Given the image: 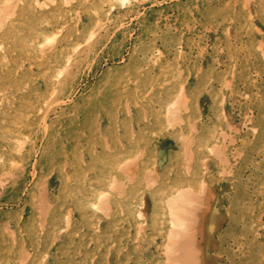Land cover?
Segmentation results:
<instances>
[{
  "label": "rangeland",
  "instance_id": "rangeland-1",
  "mask_svg": "<svg viewBox=\"0 0 264 264\" xmlns=\"http://www.w3.org/2000/svg\"><path fill=\"white\" fill-rule=\"evenodd\" d=\"M39 2L27 100L0 55V264H202L206 204L213 264H264V0Z\"/></svg>",
  "mask_w": 264,
  "mask_h": 264
},
{
  "label": "bare ground",
  "instance_id": "bare-ground-1",
  "mask_svg": "<svg viewBox=\"0 0 264 264\" xmlns=\"http://www.w3.org/2000/svg\"><path fill=\"white\" fill-rule=\"evenodd\" d=\"M40 0H0V6L3 5V7H0V55L2 56V58H4V60L7 61V63H13V64H18V62H20L22 65H19L21 66L19 68V66H16V68H19V69H22V72L20 71H15L14 73V76H12L11 74H9V77L7 78V80H11V84H10V87L12 89V91L14 92L13 93V96H15L14 94L17 93L18 95L21 93V98L25 99L26 97V94H27V72H26V68H25V60H24V56L22 57L20 55L19 52H17L13 47L15 45H17V41L21 38H23L24 36H26V32H25V26L26 25H23L28 23V13L29 12H32L33 11V7L32 6H39L40 7V13L42 12H45L44 11V8L43 6L41 7V3L39 2ZM54 2H56V0H52ZM68 1L70 2V0H67V3ZM122 2H126V0H122ZM40 4V5H39ZM45 5V4H44ZM32 7V8H31ZM62 9V8H61ZM57 10V8H56ZM66 10V9H64ZM87 10V9H86ZM88 11V10H87ZM64 12V11H63ZM138 15V14H137ZM32 17V16H31ZM30 17V19H31ZM86 17V16H85ZM90 18V17H88ZM89 22V20H88ZM90 23V22H89ZM87 25V24H86ZM84 25V26H86ZM74 26V24H73ZM31 28V27H30ZM84 28V27H83ZM90 28V27H89ZM82 29V28H81ZM85 29V28H84ZM84 30H82L81 32H83ZM93 31V30H92ZM88 33V32H87ZM76 35V34H75ZM87 35V34H86ZM20 37V38H18ZM47 37V36H46ZM45 37V38H46ZM77 38V37H76ZM56 39V38H54ZM79 41V40H78ZM21 41H18V44L20 43ZM55 43V42H54ZM49 44L47 45V47H50V49L52 48L53 44ZM43 46V44H42ZM39 47V46H38ZM75 48V47H74ZM79 47H76L75 49L78 50ZM15 51H14V50ZM18 59H20V61H18ZM22 59V60H21ZM33 62V61H32ZM31 63V62H30ZM38 66V65H37ZM12 67V66H11ZM1 68V67H0ZM8 68V67H7ZM65 68V67H64ZM3 72V71H2ZM43 72V71H42ZM45 72V71H44ZM65 73L66 71H63V69L58 72V74L55 75L54 79H53V82H54V85H55V92L57 93H61L63 94L65 91H67V79L65 77ZM42 74V73H41ZM3 74L0 73V79L2 78V81H3ZM29 75V74H28ZM105 75H107V70L104 71L103 75L101 76L104 77ZM35 76V75H33ZM44 76V75H43ZM106 77V76H105ZM100 79V78H99ZM103 79V78H102ZM102 79H100L102 81ZM104 80V79H103ZM10 82V81H9ZM32 82V81H31ZM45 83V82H44ZM51 83V82H50ZM108 86L107 88L104 90V94H100V98H99V101L101 99H105V103H107L110 99L108 96H105V93L109 94L110 90L112 91L114 89V94L117 93L118 91V88H119V85H120V82H117L116 84L112 83L111 81L108 82ZM123 84V83H122ZM4 85V84H3ZM34 85V84H33ZM31 86V85H30ZM101 87V86H100ZM2 88V87H1ZM99 88V87H98ZM36 90V89H35ZM93 90V89H92ZM103 90V89H102ZM184 91L185 90H182L181 95L183 96L184 95ZM38 92V91H37ZM49 92V91H48ZM71 90L68 91V94H70ZM40 93V92H39ZM47 93V92H45ZM95 93V92H94ZM12 94V93H11ZM37 94V93H36ZM34 97H37V96ZM66 94V93H65ZM68 94L66 96H68ZM77 94V93H76ZM123 94V93H122ZM17 95V96H18ZM41 96V95H40ZM51 97V96H50ZM53 97V96H52ZM71 97V96H70ZM90 97V96H89ZM69 98V97H68ZM33 99V98H32ZM98 99V98H97ZM27 100V99H25ZM52 100V99H51ZM78 100V99H77ZM56 101V100H55ZM74 101V100H73ZM93 101V99L91 100ZM118 102V100H117ZM22 103V102H21ZM92 103L94 104V101L89 103L88 107L89 108H93L95 105H92ZM18 104V103H17ZM25 104V103H24ZM86 104V103H85ZM83 104V105H85ZM96 105H99V104H96ZM120 105V104H119ZM19 106V105H17ZM100 106V105H99ZM25 107V106H24ZM116 107V106H115ZM117 109V108H116ZM74 113V112H73ZM64 119V118H63ZM61 122V121H60ZM65 122V121H64ZM60 124V123H59ZM63 124V123H62ZM63 126V125H62ZM76 126V125H75ZM59 130V129H58ZM50 132V131H49ZM54 132V131H53ZM47 133V132H46ZM51 136V135H50ZM54 136V135H53ZM51 138V137H50ZM53 141V140H52ZM45 149V148H44ZM48 150V149H47ZM50 153V152H49ZM158 153V152H157ZM158 156V154H157ZM190 158V157H189ZM44 162V161H43ZM41 165V164H40ZM12 167V166H11ZM187 173V172H186ZM132 177V176H131ZM148 177V176H147ZM150 182V181H149ZM204 182V181H203ZM114 183V182H113ZM122 184V183H121ZM223 184V183H222ZM221 184V185H222ZM123 185V184H122ZM232 186V185H231ZM214 188V187H213ZM225 188V187H223ZM179 189V188H178ZM181 190H179L175 195L171 196L170 199H174L176 201L178 200H186L189 196V193L190 191H186L185 189H182L180 188ZM189 189V188H188ZM202 189V187H201ZM215 189V188H214ZM200 191V190H199ZM227 191V190H226ZM198 192V191H197ZM215 192V191H214ZM188 193V195H186ZM192 193V192H191ZM219 193V192H217ZM194 194V192H193ZM201 196V195H200ZM192 197V196H191ZM203 199V197L201 198ZM187 200H190V199H187ZM189 202V201H188ZM171 203V208L173 207V201L170 202ZM179 204V203H178ZM181 204V203H180ZM187 204V203H186ZM199 204V203H198ZM203 204V203H202ZM216 204V203H215ZM182 205V204H181ZM192 205V204H191ZM179 207V205H178ZM191 207V206H190ZM188 210V208H186ZM191 210H192V207H191ZM227 210V209H226ZM186 211V210H185ZM189 211V210H188ZM219 211V209H218ZM229 211V210H228ZM239 211V210H238ZM249 211V210H248ZM5 212V211H4ZM176 212V211H175ZM191 212V211H190ZM178 213V212H177ZM193 213V212H192ZM239 213V212H238ZM238 213H235V214H238ZM197 215V214H196ZM230 215V214H229ZM232 215V214H231ZM264 215V214H263ZM7 216V215H6ZM70 216V215H69ZM68 216V217H69ZM153 216V215H152ZM189 216V215H187ZM237 216V215H236ZM239 216V215H238ZM181 217V216H180ZM182 217H184L182 215ZM181 217V218H182ZM186 217V216H185ZM188 218V217H187ZM202 218H203V223H204V232H202V235H203V242H204V252L203 254L200 253V250H199V247H197V244L195 246V249H194V252H190L192 253L190 256H192L196 261L197 260H200L201 259V256H202V264H213V259H212V256L211 255H214V254H210L209 253V249L212 247V243L214 242L213 241V237H212V233H213V224L215 221H218L219 223L222 221V217L220 216V214L218 212L215 211V206L214 205H210V204H206L204 206V209L202 210ZM169 220V219H168ZM173 223H172V229L173 231L171 232V240H172V237H180V241H175L173 242L174 240H172L173 242V246H174V243H179L180 245L184 246L186 244V242L189 241L190 237L187 235H184L183 234V230H181L183 228V226H181L182 224H180L181 222V219L178 217V215L175 216V219H172ZM238 221V220H237ZM242 221V219H241ZM193 222V221H192ZM217 222V224H218ZM163 223V222H162ZM197 223V221H196ZM216 223V222H215ZM229 223V222H228ZM155 223H153L152 226H154ZM216 224V225H217ZM68 225V223H67ZM141 225V224H140ZM156 225V224H155ZM197 225V224H196ZM142 226V225H141ZM140 226V227H141ZM157 226V225H156ZM155 226V227H156ZM154 227V228H155ZM135 228V227H133ZM150 228H153V227H150ZM153 228V230H154ZM159 228V227H158ZM192 228V227H191ZM218 228V226H217ZM162 229V228H161ZM165 229V228H164ZM140 231V229H137ZM188 230V229H187ZM193 230V229H192ZM161 231V230H160ZM151 232V231H150ZM166 232V231H165ZM147 233V232H146ZM152 233V232H151ZM164 233V232H163ZM3 234V233H2ZM149 234V233H148ZM158 234V233H157ZM160 234V233H159ZM170 234V233H169ZM168 234V235H169ZM195 235V234H193ZM217 235V234H216ZM148 236V235H147ZM159 236V235H158ZM197 236V235H196ZM152 238V237H151ZM161 238V237H160ZM165 238V237H164ZM242 238H243V235H242ZM154 239V238H153ZM152 240V239H151ZM248 240V239H247ZM194 241V240H193ZM139 242V241H138ZM150 242V241H149ZM159 242V241H158ZM162 242V241H161ZM191 242V241H190ZM239 242H241L239 240ZM246 242V241H245ZM165 243V242H164ZM220 243V242H219ZM250 243V241H249ZM139 244V243H138ZM161 244V243H160ZM170 244V243H169ZM216 244V243H215ZM247 244V243H245ZM214 245V243H213ZM221 245V244H220ZM242 246V245H241ZM249 246V245H247ZM147 247V246H146ZM172 247V246H170ZM168 247V248H170ZM175 248L177 247V244L176 246H174ZM185 247V246H184ZM122 248V247H121ZM157 248V247H155ZM191 248V247H190ZM216 248V247H215ZM247 248V247H246ZM160 249V248H159ZM181 249V248H180ZM260 249H261V246H260ZM128 250V249H127ZM142 250V249H141ZM175 250V249H174ZM179 250V249H178ZM185 250V249H184ZM252 250V249H251ZM251 250H249L251 252ZM169 251V250H168ZM173 251V250H172ZM239 251V250H238ZM176 252V251H174ZM223 252V251H222ZM246 252V250H245ZM177 254V253H176ZM180 254V253H179ZM187 254L186 251L183 253V255ZM194 254V255H193ZM222 254V253H221ZM126 255V254H125ZM175 255V254H174ZM201 255V256H200ZM239 255V254H238ZM248 255V254H247ZM129 256V255H128ZM138 256V255H137ZM172 256V255H171ZM255 256V255H254ZM262 256V255H261ZM264 257V256H263ZM167 258V257H166ZM258 258V257H257ZM260 260V258H258ZM147 260V259H146ZM165 260V259H164ZM193 260V259H191ZM239 260V259H238ZM237 260V261H238ZM216 261V260H215ZM236 261V262H237ZM153 262V261H152ZM175 262V261H174ZM191 262V261H190ZM138 263V262H137ZM163 263V262H162ZM235 263V262H234Z\"/></svg>",
  "mask_w": 264,
  "mask_h": 264
},
{
  "label": "crops",
  "instance_id": "crops-1",
  "mask_svg": "<svg viewBox=\"0 0 264 264\" xmlns=\"http://www.w3.org/2000/svg\"><path fill=\"white\" fill-rule=\"evenodd\" d=\"M160 149L159 147L157 148V150Z\"/></svg>",
  "mask_w": 264,
  "mask_h": 264
}]
</instances>
